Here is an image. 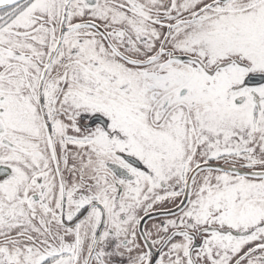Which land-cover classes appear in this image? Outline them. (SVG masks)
Listing matches in <instances>:
<instances>
[{
  "label": "snow or ice",
  "instance_id": "snow-or-ice-1",
  "mask_svg": "<svg viewBox=\"0 0 264 264\" xmlns=\"http://www.w3.org/2000/svg\"><path fill=\"white\" fill-rule=\"evenodd\" d=\"M0 264H264V0H0Z\"/></svg>",
  "mask_w": 264,
  "mask_h": 264
}]
</instances>
